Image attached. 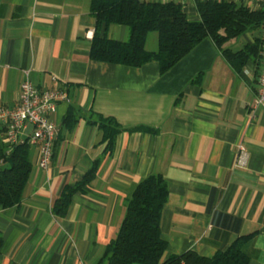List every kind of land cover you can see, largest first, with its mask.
Masks as SVG:
<instances>
[{
  "label": "crops",
  "instance_id": "crops-1",
  "mask_svg": "<svg viewBox=\"0 0 264 264\" xmlns=\"http://www.w3.org/2000/svg\"><path fill=\"white\" fill-rule=\"evenodd\" d=\"M184 10L199 19L196 1ZM96 27L91 0H0V108L19 104L27 76L39 88L69 93L50 116L59 128L50 168L38 167L40 151L31 145L34 169L23 201L0 207V264H97L118 235L134 187L153 174L169 184L165 258L187 251L213 257L252 235L243 249L250 264H264V107L256 103L264 25L227 44L234 51L259 45L241 71L206 39L164 75L156 61L132 67L94 60ZM101 35L125 42L130 29L112 24ZM146 49H159L158 32L148 34ZM71 110L76 121L67 125ZM91 113L125 129L112 154ZM5 134L0 120L3 143ZM98 159L96 179L73 196L66 216L56 215L63 189Z\"/></svg>",
  "mask_w": 264,
  "mask_h": 264
},
{
  "label": "trees",
  "instance_id": "trees-1",
  "mask_svg": "<svg viewBox=\"0 0 264 264\" xmlns=\"http://www.w3.org/2000/svg\"><path fill=\"white\" fill-rule=\"evenodd\" d=\"M197 12L199 19L192 20L182 3L91 0V13L97 19L92 58L132 67L156 61L164 75L206 39L215 43L236 71H241L251 58L257 57L258 44H248L239 51L226 46L246 32L262 27L264 8L252 10L231 0H209L197 1ZM112 24L129 27V40L122 42L102 36V27ZM150 32L159 33V49L155 52L146 49ZM75 115L74 111L69 112L65 120L67 125L76 121ZM90 118L103 132L106 152L112 154L117 135L125 129L113 117L91 113ZM31 150L28 143L12 147L0 141V207L8 209L22 203L34 169ZM100 164L101 159L96 160L79 183L63 189L54 205L56 215H67L73 196L85 191L96 179ZM168 199L169 184L161 174H153L140 181L127 201L126 215L117 237L107 246L97 264H250V257L243 246L252 235L240 237L213 257L187 251L165 258L168 244L162 237L161 224ZM2 245L0 233V250Z\"/></svg>",
  "mask_w": 264,
  "mask_h": 264
},
{
  "label": "built area",
  "instance_id": "built-area-1",
  "mask_svg": "<svg viewBox=\"0 0 264 264\" xmlns=\"http://www.w3.org/2000/svg\"><path fill=\"white\" fill-rule=\"evenodd\" d=\"M162 1L185 4L186 1L209 0H141ZM237 3L249 2L264 4V0H231ZM63 102H69V93L64 88H39L34 85L29 76L22 83L20 102L13 108H0V120L6 124L5 142L16 146L28 143L37 146L40 151L38 167L42 170L50 168L56 141L59 134L58 125L50 120V116L58 111ZM258 106L264 107V71L259 78V91L256 101ZM31 128V131L28 130ZM240 157H246V147L239 146Z\"/></svg>",
  "mask_w": 264,
  "mask_h": 264
},
{
  "label": "rangeland",
  "instance_id": "rangeland-1",
  "mask_svg": "<svg viewBox=\"0 0 264 264\" xmlns=\"http://www.w3.org/2000/svg\"><path fill=\"white\" fill-rule=\"evenodd\" d=\"M244 40V37H241L240 39H239V44L238 45H236L235 47H234V49H239V47H241V46H239V45H241V42ZM30 131H31V128H30Z\"/></svg>",
  "mask_w": 264,
  "mask_h": 264
}]
</instances>
